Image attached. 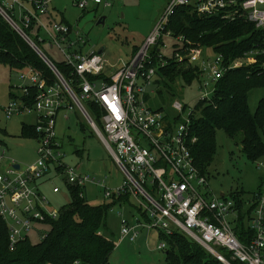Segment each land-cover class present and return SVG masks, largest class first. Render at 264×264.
Instances as JSON below:
<instances>
[{
    "label": "built area",
    "instance_id": "obj_1",
    "mask_svg": "<svg viewBox=\"0 0 264 264\" xmlns=\"http://www.w3.org/2000/svg\"><path fill=\"white\" fill-rule=\"evenodd\" d=\"M51 1L0 0V15L48 66L54 79L48 83L40 72L26 66L23 68L26 73L19 78L22 81L19 94L11 93L8 105L0 107V116L7 120L34 114L35 122L29 125L35 137L28 138L37 143L36 160L21 164L8 157V146L0 138V165L4 164L0 170V221L7 228L9 250L27 241L26 234L34 230L35 225L58 219L60 211L50 209L39 190L43 179L54 176L62 178L67 192L68 188L79 189L80 198L85 197L86 187L92 185L105 199H117L126 194L143 199L145 220L129 223L119 215L120 241L127 238L134 243L141 229L157 230L166 236L178 231L221 264H264V185L246 197L212 195L204 173L198 170L191 154L197 141L191 122L194 109L174 102L170 118L163 111L148 106V97L155 94L150 87L157 77L156 72L168 63V58L160 51L165 48L163 39H176L181 44L178 48L191 45L182 36L173 37L166 28L176 10L188 8L200 16H217L225 21L246 18L264 32V0H168L143 46L129 61L118 60L116 64L108 62L104 52L84 53L86 42L80 31L52 21L48 14ZM70 1L83 12L90 6L110 8L124 2ZM7 10H12L21 27L28 29L32 25L36 31L32 30L29 37L8 17ZM41 43L60 51L63 63L70 69L68 79L39 48ZM170 59L179 63L185 60L198 71L199 83L206 76L213 84L225 72L245 65L256 64L264 69V36L242 60L228 63L215 53L209 57L199 45L185 48L184 54L172 52ZM208 86L209 82L203 84L201 100L211 97L213 89L208 92ZM32 90L34 95H31ZM88 104L97 110L100 127L92 119ZM72 109L91 127L122 172V187L109 188L105 180L78 173L63 162L62 145L55 136L56 116ZM0 132L6 134L5 130L0 129ZM52 192L59 194L61 189L54 187ZM236 227H242L244 242L238 238ZM46 234L39 237L44 240ZM164 248L165 244L156 247L157 250Z\"/></svg>",
    "mask_w": 264,
    "mask_h": 264
},
{
    "label": "rangeland",
    "instance_id": "obj_2",
    "mask_svg": "<svg viewBox=\"0 0 264 264\" xmlns=\"http://www.w3.org/2000/svg\"><path fill=\"white\" fill-rule=\"evenodd\" d=\"M167 1L124 0L122 4H113L110 8L90 6L83 12L74 7L70 0H53L49 4L48 14L52 17V21L61 22L63 20L80 31L86 42L84 53L90 51L98 53L103 49L108 62L116 64L118 60L129 61L136 50L143 46L153 27L161 18ZM101 17H105L104 23L97 25ZM163 44L165 48H161L160 51L168 59L172 57L173 47L181 46L174 38L163 39ZM39 48L53 63L63 62V56L56 47L51 48L48 44L41 43ZM203 50L209 57H212L214 52L205 48ZM188 66L186 63H181L177 70L180 73L190 71ZM24 73H26L25 70L0 65V107L8 105L10 93L19 94L18 87L22 84L19 78ZM163 79L164 77L157 76L155 81L158 80L161 85L155 84V81L151 85L150 88L154 92L159 91L161 94L156 92L148 97V106L163 111L170 118L173 115L171 105L174 102L195 109L202 99L203 84L209 82L206 89L208 92L212 91L214 84H211L206 76L202 77L201 83L196 79L190 85L175 78V81L170 84L172 91H164ZM261 96L262 90L250 91L248 105L251 112L256 109ZM33 122H35L34 114L17 115L9 120L0 116V129L6 132V134L0 132V138L8 146L7 155L21 164L32 163L36 160L34 151L37 143L28 137H22L21 134V125ZM55 136L62 145L61 150L65 155L63 162L68 168L96 180H105L109 188L122 187L124 183L122 172H119L107 150L77 110L61 111L57 114ZM214 138L212 160L203 168L209 192L216 197L225 198H229L236 191L244 192L243 197L257 192L264 177V154L261 158L251 162L240 151V138H230L222 130H216ZM3 166L4 164L0 165V170ZM54 187L61 189V192L53 194ZM39 190L46 197L52 210L60 211L69 202L68 192L60 177H46L42 180ZM85 198L90 205H111L107 211L105 226L99 230L102 236L115 244L108 259L109 264H165V250H157L156 247L166 242L157 230L148 232L139 230V236L134 243L128 242V239L118 242L121 227L119 215L122 218L131 219L129 213L138 214L132 209V205H138L132 194L128 196L129 203L119 207L111 204L112 199H105L103 193L89 185L86 187ZM49 230V224L35 225L34 230L29 231L26 237L32 245H37L42 240L39 235L46 234Z\"/></svg>",
    "mask_w": 264,
    "mask_h": 264
},
{
    "label": "trees",
    "instance_id": "obj_3",
    "mask_svg": "<svg viewBox=\"0 0 264 264\" xmlns=\"http://www.w3.org/2000/svg\"><path fill=\"white\" fill-rule=\"evenodd\" d=\"M175 12L166 28L171 31L173 37L182 36L191 45H184L181 48L174 46L173 54H184L185 48L199 45L221 55L229 63L244 59V54L257 47L264 36V32L256 29L246 18L225 21L217 16H200L188 8H180ZM5 13L29 37L32 30L36 31L32 25L28 29L21 27L12 10H7ZM61 22L67 24L63 20ZM166 60L168 61L166 67L156 72V76L164 77L162 80L164 91H172L170 84L175 78L190 85L199 76L196 68L190 66H188L190 71L187 72L180 73L177 70L181 63H186L185 60L181 63L173 59ZM0 65L18 70L30 66L40 72L48 83L54 82L48 66L1 15ZM55 65L61 75L68 79L70 69L65 63H55ZM155 84L161 85V82L157 80ZM212 89L211 97L198 102L191 118L192 132L197 138L191 148V154L198 170L204 173L203 168L212 160L216 130L224 131L230 138H240V151L249 161L253 162L261 158L264 154V69L255 64L229 70L213 84ZM256 89L262 90V96L254 112H251L248 95L250 91ZM156 92L161 94L159 91ZM31 95H34L33 90ZM87 109L96 125L100 127L95 107L88 104ZM21 127L22 137H35L31 133L33 129L29 124L25 123ZM263 183L264 177L261 187ZM68 189L67 206L60 210L58 219L49 222V232L37 245H32L28 239L17 243L10 251L7 228L0 221V264H75L76 262L109 264L108 259L115 244L102 236L99 230L105 226V218L111 205H90L85 197L80 198L79 189L75 187ZM243 193L236 191L230 198L243 197ZM127 197L128 194L122 195L117 200L112 199L111 204L122 199L125 201ZM235 232L244 242L242 227H236ZM161 235L166 242L165 264H221L205 249L178 231H173L171 236L163 233ZM220 251L223 253V250Z\"/></svg>",
    "mask_w": 264,
    "mask_h": 264
},
{
    "label": "crops",
    "instance_id": "obj_4",
    "mask_svg": "<svg viewBox=\"0 0 264 264\" xmlns=\"http://www.w3.org/2000/svg\"><path fill=\"white\" fill-rule=\"evenodd\" d=\"M96 190H98L97 188H96ZM99 191V190H98ZM118 199V198H117ZM117 199H115V200H117ZM134 200H135V202L136 203H138V205L137 206H135V205H132V209H134L138 214H135L134 215V213H129V216H131V219H129V218H126V219H128V221H129V223H134L136 220H138V219H141V220H145L144 218H145V205H146V203H144L141 199H135L134 198ZM126 203H129V200H128V197L126 198V200L125 201H123V199L121 200V201H118V202H116L115 204L116 205H118L119 207H122V206H124ZM141 230H144V229H141ZM157 233L160 235V237H162V233L160 232V231H157ZM161 233V234H160ZM138 236H139V234H138ZM138 238V237H137ZM137 238H136V240H137ZM127 238H124L122 241H125ZM135 240V241H136ZM122 241H120V238H119V243L120 242H122ZM129 242V241H128ZM118 243V244H119ZM117 244V245H118ZM123 244V243H122Z\"/></svg>",
    "mask_w": 264,
    "mask_h": 264
},
{
    "label": "water",
    "instance_id": "obj_5",
    "mask_svg": "<svg viewBox=\"0 0 264 264\" xmlns=\"http://www.w3.org/2000/svg\"><path fill=\"white\" fill-rule=\"evenodd\" d=\"M104 19L105 17H101V19L97 22V25H102L104 23ZM103 49L101 51L98 52V54H102ZM16 168H18V166H16Z\"/></svg>",
    "mask_w": 264,
    "mask_h": 264
}]
</instances>
